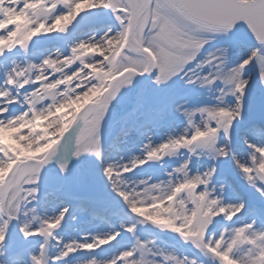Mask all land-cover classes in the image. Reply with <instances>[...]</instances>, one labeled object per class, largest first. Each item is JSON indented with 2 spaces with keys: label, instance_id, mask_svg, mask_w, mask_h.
Here are the masks:
<instances>
[{
  "label": "snow or ice",
  "instance_id": "6c2138e0",
  "mask_svg": "<svg viewBox=\"0 0 264 264\" xmlns=\"http://www.w3.org/2000/svg\"><path fill=\"white\" fill-rule=\"evenodd\" d=\"M60 7L65 11L57 14ZM97 9L110 11L119 29L113 32L108 28L99 39L93 36L79 42L71 47L67 56L57 54L43 58L39 64L14 65L10 71L0 69L4 72L0 85V133H3L0 140V250L7 247L9 226L14 221L25 241L36 238L42 241L39 253L29 254L30 264H60L72 253L92 252L115 241L119 232L93 237L91 242L85 237L84 242L63 244L57 255L49 257L48 247L52 241L57 246L62 243L56 232L69 209L64 207L56 215L41 217L36 207H28L39 202L42 169L56 155L74 125L77 130L69 137L74 141L73 156L77 159L94 156L103 165L102 122L121 89L132 85L137 77L147 75L159 86L183 73L189 84L199 82L201 87L209 89L219 84L217 103L193 109L178 106L176 111L192 129L190 135L186 129L185 134L159 145L147 143L144 156L133 157L126 164L108 163L103 175L131 213L142 218L141 223L150 222L179 234L219 264H264V231H254L253 224L223 232L219 238L209 235L216 217L232 221L243 212L264 213V207H246L243 194L229 183L227 176L222 178L221 192L227 186L237 202L225 205L215 195V189H210L217 174L216 167L190 175L185 163L175 169L171 175L176 178L166 184L148 185L141 181L140 185L129 188L124 179L125 174L149 161H159L180 149L191 153L200 150L213 160H230L264 201V143H249L245 139L250 153L249 159L243 161L231 149L236 126L245 121L249 108L251 84L244 76L254 61L258 64L259 83L264 85V0H0V57L16 48L27 53L33 38L65 33L82 13ZM244 29L257 46L247 58L229 67V50L244 44L241 35ZM209 37H224L227 46L217 48L199 62L198 54ZM190 62L195 67H188ZM77 63L78 67H73ZM205 68L207 74H202ZM89 93L96 94L92 102L74 114L71 123L65 124L57 137L40 148L39 155L17 152L19 140L28 139L35 125L46 115L63 111L75 104L78 97ZM21 102L22 106L27 105V110L10 114V106ZM259 106L260 114L248 128L250 134L258 137L264 136V96ZM137 110L134 108L125 117L126 126L121 128L125 139L138 132L144 134L135 122L127 123ZM197 114L201 117L199 125L194 122ZM5 133L12 135L6 138ZM69 171L67 163L59 164V174ZM49 194H55V190ZM124 230L135 237V225ZM245 249V255H237ZM149 253L147 244L137 239L132 248L107 264H157L145 259ZM90 264L97 261L92 260Z\"/></svg>",
  "mask_w": 264,
  "mask_h": 264
},
{
  "label": "rangeland",
  "instance_id": "374dc122",
  "mask_svg": "<svg viewBox=\"0 0 264 264\" xmlns=\"http://www.w3.org/2000/svg\"><path fill=\"white\" fill-rule=\"evenodd\" d=\"M62 11H65L63 7L58 8L57 14ZM108 28H111L113 32L119 29V24L110 11L97 9L82 13L65 33L37 36L30 42L27 53L16 48L12 52L6 53L5 57H0V69L10 71L14 65L25 67L28 63L39 64L43 58L51 56L52 52L67 56L71 47L81 41H87L93 36L99 39ZM208 39L209 42L204 45L202 51L198 54L199 62H203L209 53L215 52L217 48L227 46L228 43L224 37H209ZM36 40H41L43 43L36 46ZM244 41L242 46L230 48L229 67L236 66L250 55L252 50L249 49L251 45H248L250 41L245 39ZM73 67H78V63ZM188 67H195V64L190 62ZM207 71V68H205L202 74H207ZM244 78L250 79V104L246 112V119L236 126L237 131L233 134L231 142L233 154L242 156L243 158H240L242 161L248 160L250 153V149L244 143L245 139L249 143H264V136L258 137L248 132L250 124L255 122L260 114L259 100L261 96H264V85L259 83L257 62L254 61L249 65ZM3 79L4 72L0 70V85L3 84ZM218 87H220L219 84L211 89L201 87L199 82L189 84L187 78L183 77V73L159 86L154 84L152 79L147 80L134 100L132 110L134 108H138V110L135 116L127 121V123L135 122L139 131L144 133L143 135L138 132L132 136L133 140L130 137L131 142L128 140L129 138L125 139L121 135V128L126 126L125 117L129 112H132L130 110L116 123L110 124L101 130L105 160L103 165L94 156L88 155L79 166L67 174L54 178L41 176L39 202H33L28 207H36L37 214L41 217L56 215L64 207L69 209L61 228L56 232L57 239L61 240L62 243L57 246L55 241H52L48 247L49 257L57 255L63 244L72 241L84 242L85 237L88 238V242H91L93 237H104L119 232L120 236L111 244L99 247L92 252L77 251L70 254L60 264H90L92 260L97 261V264H107L114 257L119 256L121 252L132 248L137 239L141 243L147 244L148 249H150V253L146 255L145 259L155 261L157 264H179V262H182V264H219L210 254H205L201 250L195 255L190 251H185L181 245L172 246L159 240L150 227L151 223H141L142 218L131 213L127 204L113 191L111 184L103 175V168L108 163L126 164L133 157L144 156V145L147 143H151L153 146L159 145L167 142L169 138H178L183 135L182 132H185L186 129L190 135L192 129L189 128L181 113L176 111V108L181 105L187 109L212 107L217 103ZM23 91L21 90V92ZM13 93H15V90H13ZM95 95V93H89L78 97L75 104H70L63 111L46 115L35 125V131L28 139L19 140L17 152H30L39 155L37 149L44 147L51 139L57 137L61 128L72 120L74 114H78L86 103L92 101ZM227 99H230V97ZM138 102L142 106L138 107ZM26 106H22V102L11 105L9 112L13 115L19 114L27 110ZM183 108L181 111H183ZM194 122L198 125L201 124L199 114L194 117ZM4 135L8 138L12 133H5ZM146 135L155 138V140H147ZM2 139L3 133H0V140ZM120 145H123L129 151L130 157H127L126 162H123L126 158L120 155L124 151ZM111 149L117 155L114 154L110 159H107V154L111 152ZM185 163H188L190 175L202 174L210 167L217 168V174L214 177V183L210 185V189H215V195L219 196L225 205L237 202L233 191L227 186H224V190L221 192L222 177L227 176L229 183L243 194L246 206L251 200H255L261 207H264V201H261L258 193L248 186L242 178V174L230 160L227 161L230 169V174L227 175L223 170L224 161L213 160L206 152L201 154L200 150L191 153L187 149H180L159 161H149L147 164L136 168L132 172V176H129L134 179L126 181V183L129 188L140 185L141 181L146 182L148 185L159 182L167 183L169 179L176 178L171 175L175 172V169ZM53 190H55V194H49ZM261 214L264 216V213ZM241 215H245L244 218L236 220ZM248 215L250 213L243 212L238 217H234L232 221H227L223 216L216 217L215 227L209 233L210 237L219 238L223 232L250 223L253 224L254 231H264V223L258 225L252 217V221H247ZM21 219L23 220L24 217H21ZM28 219L31 220V215ZM131 225L136 227L135 237L124 230ZM33 227H35V224H33ZM16 228L15 235L6 242L7 247L0 250L2 252L0 262H3V264H30L29 254H38L39 243L42 241L38 242V238L25 241L19 234L17 223ZM245 254L246 249L237 253L238 256ZM165 257L171 258L165 260Z\"/></svg>",
  "mask_w": 264,
  "mask_h": 264
},
{
  "label": "bare ground",
  "instance_id": "6f19581e",
  "mask_svg": "<svg viewBox=\"0 0 264 264\" xmlns=\"http://www.w3.org/2000/svg\"><path fill=\"white\" fill-rule=\"evenodd\" d=\"M58 53L57 52H52V54H51V56H53V57H55L56 55H57ZM136 80V78L134 79V81ZM134 81H133V83H134ZM131 86L132 85H129V86H127L126 88H124V89H121V92L118 94V96H117V98H116V100H114L113 101V103H116V104H126L127 103V101H128V98H129V93H130V88H131ZM182 110V109H181ZM116 113L115 112H113V111H111L110 109H109V112H108V114L106 115V117H105V121L104 122H102V126L105 124V123H107V122H109V121H111V120H113L115 117H116ZM76 130H77V126H76V128L73 130V132H72V134H71V136H73V134L76 132ZM183 134L185 133L184 131L182 132ZM146 139L147 140H150V141H154L155 140V138H152V137H150L149 135H146ZM134 138H132L131 137V140H133ZM129 141H130V138L128 139ZM131 142V141H130ZM120 147H123V149H124V151H122V153L120 154L121 156H123V157H125L126 159H124V161L123 162H126L127 161V157H130V154H129V151H127V149H126V147H124L123 145H120ZM74 141H71V146L68 148V150H67V154L69 155L71 152L73 153L74 152ZM117 155L115 152H112V149H111V152H109L108 154H107V159H110L113 155ZM236 156L240 159H242L243 157L242 156H240V155H238V154H236ZM137 157V156H136ZM81 158V157H80ZM79 158V159H80ZM74 159H77V158H74ZM117 160H118V158H117ZM130 160V159H129ZM62 162H65V160H64V153H63V150H62V145H60L59 146V149H58V151H57V153H56V155L55 156H53L52 158H51V160H50V162L49 163H53V165L55 166V167H59V164L60 163H62ZM47 176H50V177H57V176H59V175H57V174H55V173H46V174H44V177H47ZM129 176H132V173H128V174H125V177H128V178H125V181H131L132 179H134L133 177H129ZM157 184H166V183H164V182H159V183H157ZM133 187V186H132ZM218 187V186H217ZM216 187V188H217ZM131 188V187H130ZM13 227H14V224H13V222L10 224V226H9V230H8V233L13 229ZM83 228H85V227H83Z\"/></svg>",
  "mask_w": 264,
  "mask_h": 264
},
{
  "label": "water",
  "instance_id": "95a60500",
  "mask_svg": "<svg viewBox=\"0 0 264 264\" xmlns=\"http://www.w3.org/2000/svg\"><path fill=\"white\" fill-rule=\"evenodd\" d=\"M247 30L244 29V32L241 33L242 36H246V37H249V38H252L250 34H247ZM254 40V39H253ZM254 47L256 46H253L251 45V47L249 49H253ZM148 78V76L146 75L145 77H138L137 80H136V83L134 84L133 88L131 89V92H130V96H129V102L127 105H117V104H114V103H111L110 105V109L118 112V113H123L125 110H127L128 108H130L133 104V99L135 98V95L137 93V91L139 90L140 86L142 85V83ZM74 127V126H73ZM73 129V128H72ZM71 129V130H72ZM71 130L69 131V133L66 134V137H65V141H68L69 140V137L71 135ZM65 148V147H64ZM70 169V168H69ZM46 170H49V171H52V166L50 165H46L44 167V169H42V172L41 173H44ZM59 171V169H58Z\"/></svg>",
  "mask_w": 264,
  "mask_h": 264
},
{
  "label": "clouds",
  "instance_id": "9594fccd",
  "mask_svg": "<svg viewBox=\"0 0 264 264\" xmlns=\"http://www.w3.org/2000/svg\"><path fill=\"white\" fill-rule=\"evenodd\" d=\"M69 124L71 123V120L68 122ZM40 149H37V151L39 152ZM34 153H24V152H21L20 155H26V156H31L33 155Z\"/></svg>",
  "mask_w": 264,
  "mask_h": 264
}]
</instances>
